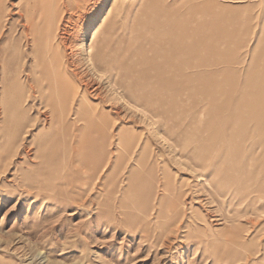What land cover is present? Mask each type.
Returning <instances> with one entry per match:
<instances>
[{
    "label": "rangeland",
    "instance_id": "obj_1",
    "mask_svg": "<svg viewBox=\"0 0 264 264\" xmlns=\"http://www.w3.org/2000/svg\"><path fill=\"white\" fill-rule=\"evenodd\" d=\"M0 264H264V0H0Z\"/></svg>",
    "mask_w": 264,
    "mask_h": 264
},
{
    "label": "bare ground",
    "instance_id": "obj_2",
    "mask_svg": "<svg viewBox=\"0 0 264 264\" xmlns=\"http://www.w3.org/2000/svg\"><path fill=\"white\" fill-rule=\"evenodd\" d=\"M55 9V5L53 6V11ZM52 11V10H51ZM50 11V12H51ZM50 16H48V21ZM50 23V22H49ZM51 24V23H50ZM46 58L49 62V64H52L54 65V61L52 58H55L57 56V50L56 48L54 47V45H49L47 47V51H46ZM88 50L85 48V41L83 42V46H82V53H83V61L85 62V64L87 65L88 67V70L90 71V73H92L93 76L96 77V79L99 77V72L97 71V64L95 63L94 59L92 58V56H89V54H87ZM47 62V61H46ZM55 73H56V70H55ZM89 73V72H88ZM91 75V74H90ZM102 79V78H101ZM100 80V79H98ZM110 81V80H108ZM112 81V80H111ZM114 84H112V82H109V88L111 90V87H113ZM114 90V89H113ZM112 90V91H113ZM115 91V90H114ZM113 91V92H114ZM117 98H118V95H116ZM121 98L124 100L125 104H129L131 105V103H129V101H126V99L121 96ZM135 107V106H134ZM136 109H138L137 107H135ZM140 109V108H139ZM138 109V110H139ZM141 113L144 114V110L143 109H140Z\"/></svg>",
    "mask_w": 264,
    "mask_h": 264
}]
</instances>
